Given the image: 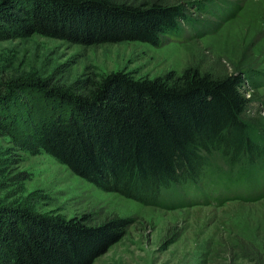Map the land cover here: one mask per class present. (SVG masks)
Wrapping results in <instances>:
<instances>
[{
    "label": "trees",
    "instance_id": "1",
    "mask_svg": "<svg viewBox=\"0 0 264 264\" xmlns=\"http://www.w3.org/2000/svg\"><path fill=\"white\" fill-rule=\"evenodd\" d=\"M215 1L0 0V39L38 34L80 45L139 40L159 46L183 21L208 22L197 15ZM67 69L1 78L0 131L98 188L139 201L157 202L173 186L199 187L211 168L237 187L260 182L244 170L264 168V128L246 114L255 93L247 96L243 88L247 78L256 84L253 71H228L213 59L152 76L99 72L90 64L74 74ZM23 91L28 95L18 119L9 109ZM217 157L230 169L216 166ZM88 219L86 213L64 217L0 205V264H91L118 240L123 219ZM260 252L257 261L264 263V240Z\"/></svg>",
    "mask_w": 264,
    "mask_h": 264
},
{
    "label": "rangeland",
    "instance_id": "2",
    "mask_svg": "<svg viewBox=\"0 0 264 264\" xmlns=\"http://www.w3.org/2000/svg\"><path fill=\"white\" fill-rule=\"evenodd\" d=\"M215 2L208 6L211 11L197 15L208 22L183 21L159 46L139 40L80 45L38 34L0 39V79L47 75L63 64L73 74L90 64L99 72L121 69L152 76L167 69L179 71L197 59L201 65L213 59L228 71L256 74V84L244 79L245 94L255 93L246 114L264 128V0ZM189 10L195 17L194 7ZM216 23L217 30H208ZM19 95L9 112L22 119L28 94ZM30 95L39 103L37 92ZM215 161L230 169L220 157ZM211 169L202 175L199 187L173 186L164 195L161 191L157 202L139 201L98 188L45 151L22 147L0 131V205H26L64 217L86 213L90 224L110 216L123 219L118 240L91 264H264L257 263L263 258L264 168L259 163L245 166L260 182L238 187Z\"/></svg>",
    "mask_w": 264,
    "mask_h": 264
},
{
    "label": "bare ground",
    "instance_id": "3",
    "mask_svg": "<svg viewBox=\"0 0 264 264\" xmlns=\"http://www.w3.org/2000/svg\"><path fill=\"white\" fill-rule=\"evenodd\" d=\"M263 16V15H262Z\"/></svg>",
    "mask_w": 264,
    "mask_h": 264
}]
</instances>
